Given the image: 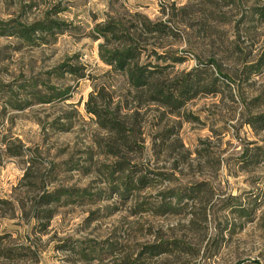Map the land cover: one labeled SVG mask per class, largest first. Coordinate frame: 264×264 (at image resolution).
<instances>
[{
	"label": "rangeland",
	"instance_id": "obj_1",
	"mask_svg": "<svg viewBox=\"0 0 264 264\" xmlns=\"http://www.w3.org/2000/svg\"><path fill=\"white\" fill-rule=\"evenodd\" d=\"M0 264H264V0H0Z\"/></svg>",
	"mask_w": 264,
	"mask_h": 264
},
{
	"label": "trees",
	"instance_id": "obj_2",
	"mask_svg": "<svg viewBox=\"0 0 264 264\" xmlns=\"http://www.w3.org/2000/svg\"><path fill=\"white\" fill-rule=\"evenodd\" d=\"M19 28L16 35L25 41H29L31 35L37 32H52L53 29L58 30V32L64 30L62 25L53 21L35 23L31 26ZM148 30L150 31L151 29L148 28ZM115 31L114 25H108L97 29V32L103 37L107 36V34H115ZM138 56V51L134 48H126L121 51L110 52L107 58H102L107 65L115 70L123 72L127 76L128 82L132 88L136 90H145L153 95V101L162 105L176 108L197 94V83L193 80L186 79L179 85H175L173 89H170L169 86H165L162 82L155 81V75H159V71H157L158 66H151L150 64L140 65L136 61ZM191 91L194 93L191 94ZM89 110H91L89 112H94L93 114L100 116L95 110ZM110 122L112 121L105 119V124H103L102 127L109 128Z\"/></svg>",
	"mask_w": 264,
	"mask_h": 264
}]
</instances>
